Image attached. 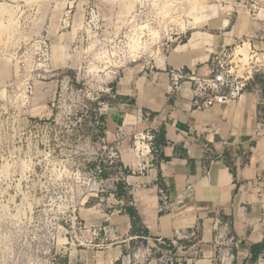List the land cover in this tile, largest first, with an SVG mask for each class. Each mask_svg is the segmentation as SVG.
<instances>
[{
    "label": "rangeland",
    "instance_id": "obj_1",
    "mask_svg": "<svg viewBox=\"0 0 264 264\" xmlns=\"http://www.w3.org/2000/svg\"><path fill=\"white\" fill-rule=\"evenodd\" d=\"M247 11L264 14V0H0V264L183 263L122 219L128 184L147 167L124 154L142 156L149 138L126 149L105 118L151 76L205 74L224 49L239 61L242 41H264L258 32L226 45ZM204 43L213 51L194 69L171 64ZM257 85L264 92V70Z\"/></svg>",
    "mask_w": 264,
    "mask_h": 264
},
{
    "label": "crops",
    "instance_id": "obj_2",
    "mask_svg": "<svg viewBox=\"0 0 264 264\" xmlns=\"http://www.w3.org/2000/svg\"><path fill=\"white\" fill-rule=\"evenodd\" d=\"M260 13L238 17L235 34L228 36L226 45L232 39L264 33V24L258 27L253 22L264 20ZM203 46L197 56L174 53L171 64L194 69L213 51L212 45ZM255 47L264 48V41ZM170 76L149 77L140 85L138 97L115 102L105 118L108 131L119 133L126 149L132 136L149 138V153L148 148L142 156L134 149L124 154L126 166L147 165L128 184L138 223L152 240L162 238L187 247L196 242L190 237L196 231L197 250L178 252L183 255L180 264H213L215 226L227 222L225 243L232 264H253L264 247V109L251 92L198 109L192 103L191 83L182 81L170 92ZM207 147L216 157L211 163L206 159ZM160 187L169 196L168 211L160 210ZM122 219L131 221L128 213Z\"/></svg>",
    "mask_w": 264,
    "mask_h": 264
},
{
    "label": "built area",
    "instance_id": "obj_3",
    "mask_svg": "<svg viewBox=\"0 0 264 264\" xmlns=\"http://www.w3.org/2000/svg\"><path fill=\"white\" fill-rule=\"evenodd\" d=\"M243 43L244 41L241 42V44ZM220 53L223 54L226 60L221 62V60H217L219 58L217 53L214 54L215 56H213L206 74H199L191 69L189 71L178 69L176 73L171 72V86L169 91L173 92L176 90L180 82L185 80L189 81L192 86V103L198 109L207 108L217 103L222 104L228 101L238 100L243 94L251 92L255 94L260 110L263 111L264 92L258 85L255 87L249 86L254 83L255 76L264 70V50L253 48L251 45L249 63H244L240 60L237 61L234 51H230L229 49H224ZM260 58L263 61H260ZM117 136L120 137V134L118 133ZM205 155L208 163L216 159L210 147H207ZM158 193L160 197V210L168 211L171 209L172 205L166 190L160 187ZM227 228V222H219L215 226L216 234L214 243L216 244V255L213 264H232V254L230 248L225 243L227 240ZM190 237L192 240L198 242L196 231L192 232ZM154 242L159 247H173L176 253L185 251L188 248L197 250L196 242L190 247L179 244L176 241L166 242L162 238H155ZM262 262H264V247L253 264H261ZM177 264H180V262H177Z\"/></svg>",
    "mask_w": 264,
    "mask_h": 264
},
{
    "label": "bare ground",
    "instance_id": "obj_4",
    "mask_svg": "<svg viewBox=\"0 0 264 264\" xmlns=\"http://www.w3.org/2000/svg\"><path fill=\"white\" fill-rule=\"evenodd\" d=\"M245 42V41H244ZM248 42V41H247ZM250 44V43H249ZM247 44V43H243V45H241L240 47V52L239 54H237V56L239 57V60H241L242 62H246L248 59H250V48L251 46ZM245 45H248L249 46V49L247 46ZM243 56V57H242ZM261 264H264V262H262Z\"/></svg>",
    "mask_w": 264,
    "mask_h": 264
},
{
    "label": "clouds",
    "instance_id": "obj_5",
    "mask_svg": "<svg viewBox=\"0 0 264 264\" xmlns=\"http://www.w3.org/2000/svg\"><path fill=\"white\" fill-rule=\"evenodd\" d=\"M166 14V13H165ZM144 27H147V25H144ZM152 37L155 38L156 33H151ZM139 46V36H136L133 40L132 43L129 45L135 51V48Z\"/></svg>",
    "mask_w": 264,
    "mask_h": 264
},
{
    "label": "trees",
    "instance_id": "obj_6",
    "mask_svg": "<svg viewBox=\"0 0 264 264\" xmlns=\"http://www.w3.org/2000/svg\"><path fill=\"white\" fill-rule=\"evenodd\" d=\"M127 212L130 215L131 221L135 224L138 221V219H137V216L135 214L134 208L133 207L127 208Z\"/></svg>",
    "mask_w": 264,
    "mask_h": 264
}]
</instances>
